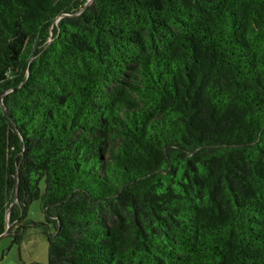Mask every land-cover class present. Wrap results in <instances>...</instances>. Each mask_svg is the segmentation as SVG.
I'll return each instance as SVG.
<instances>
[{
	"label": "trees",
	"instance_id": "trees-1",
	"mask_svg": "<svg viewBox=\"0 0 264 264\" xmlns=\"http://www.w3.org/2000/svg\"><path fill=\"white\" fill-rule=\"evenodd\" d=\"M87 2L0 0V235L9 210L46 264H264V0Z\"/></svg>",
	"mask_w": 264,
	"mask_h": 264
},
{
	"label": "rangeland",
	"instance_id": "rangeland-1",
	"mask_svg": "<svg viewBox=\"0 0 264 264\" xmlns=\"http://www.w3.org/2000/svg\"><path fill=\"white\" fill-rule=\"evenodd\" d=\"M26 218L44 221L39 201L31 203ZM9 231L0 237V264H46L48 262V242L41 227L28 226L22 231L20 243L13 242Z\"/></svg>",
	"mask_w": 264,
	"mask_h": 264
},
{
	"label": "water",
	"instance_id": "water-1",
	"mask_svg": "<svg viewBox=\"0 0 264 264\" xmlns=\"http://www.w3.org/2000/svg\"><path fill=\"white\" fill-rule=\"evenodd\" d=\"M91 1L92 0H88L86 5L89 4ZM15 198L17 199V193H16V197ZM6 220H7V229H6V231L3 234L0 235V237L3 236L4 234H6L11 228V223H10V219H9V210L7 211V214H6Z\"/></svg>",
	"mask_w": 264,
	"mask_h": 264
}]
</instances>
